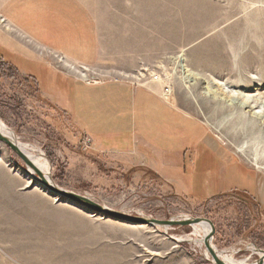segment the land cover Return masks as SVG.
<instances>
[{
	"label": "rangeland",
	"instance_id": "rangeland-1",
	"mask_svg": "<svg viewBox=\"0 0 264 264\" xmlns=\"http://www.w3.org/2000/svg\"><path fill=\"white\" fill-rule=\"evenodd\" d=\"M91 1L101 20L114 22L109 65L103 60L87 71L67 61L86 75L81 79L60 57L0 34L9 49L0 48V121L18 144L43 155L56 186L132 216L206 219L218 252L232 250L235 260L255 263L259 257L249 249L264 252V163L247 165L236 152L253 141L258 151L264 148V0ZM16 52L32 60L20 62ZM38 62L47 72L32 69ZM54 72L78 91L82 85H139L158 75L162 92L169 88L166 99L212 133V147L194 145L196 138L185 136L192 122L181 117L172 123L171 145L159 131L163 158L152 159L146 148L136 154L99 145L50 93ZM236 94L259 104L249 109L238 100L229 108ZM231 113L256 124L252 134L229 137L222 120ZM162 159L175 166L166 168ZM40 186L0 142V264H213L204 236L199 245L192 227L139 229Z\"/></svg>",
	"mask_w": 264,
	"mask_h": 264
},
{
	"label": "crops",
	"instance_id": "crops-1",
	"mask_svg": "<svg viewBox=\"0 0 264 264\" xmlns=\"http://www.w3.org/2000/svg\"><path fill=\"white\" fill-rule=\"evenodd\" d=\"M92 3L91 0H0V19L7 26H0L1 38L6 35L14 37L21 46H32L51 53L83 70L89 71L88 67H96L103 60L109 65L108 59L115 57L112 44L114 22L101 20ZM109 26L112 27L111 37L108 34ZM4 44L2 40L0 48L8 51ZM13 55L20 62L32 60L23 53ZM38 65V68L26 67L37 73L44 72L43 65L39 62ZM49 83L53 85L50 86V93H57L59 105L65 111L72 112L90 137L106 148L129 153L134 151L136 154L146 148L153 155L152 159L162 156L164 152L156 143L159 131L163 128L168 145H171L172 123L178 121L179 117L192 122L185 136L190 134L193 141L196 138L194 145L202 141L203 149L212 147V133L199 121L179 112L155 82L145 81L139 85L108 83L101 87L82 85L83 89L78 91L73 88L76 84L72 83L71 86L61 73H55V77L51 74ZM73 89L74 103L69 98ZM62 94L67 99L63 100ZM128 123L130 131L126 129ZM201 130L204 137L200 135ZM146 137L153 138L152 142H147ZM193 150L192 160L196 157V149ZM171 151L168 150L169 155ZM154 163L157 164L155 160ZM173 163V160H167L163 164L166 168H173ZM227 166L232 167L233 164Z\"/></svg>",
	"mask_w": 264,
	"mask_h": 264
},
{
	"label": "bare ground",
	"instance_id": "bare-ground-1",
	"mask_svg": "<svg viewBox=\"0 0 264 264\" xmlns=\"http://www.w3.org/2000/svg\"><path fill=\"white\" fill-rule=\"evenodd\" d=\"M2 24H5V22L3 20H0V25H2ZM5 27H7V26L5 25ZM60 63L64 67H66V70L70 71L71 73H73L75 75H78L79 78L81 77V79H84L86 77V75H82L81 73L77 72V70L74 67H71L69 64H67L63 60H60ZM233 97H235V100L237 101V103L233 102L235 100L232 98L233 99V100H231L232 104H230L228 106L229 108L233 107L234 105L238 106V100L241 101V103H240L241 107H247L249 109L250 108H252V109L256 108L258 106V104H259L258 103L259 100H255L254 101L249 96H245L244 98H240L237 95V96H233ZM224 109L225 108H222V109H220L218 111L222 113L223 111H225ZM234 110H232V111L234 112ZM236 110H237V108H236ZM238 112L239 111L237 110V113ZM237 113L228 114V116H226L228 119L224 118L222 120V123L224 124V126H227V128H228L227 129L228 130V136L229 137L240 139V138L244 137L245 135L252 134L251 131H253V129L255 127H257V126H256V124H252V122L251 123H247V125H246L245 124V119H244L245 117H243L242 115H239ZM258 114H260V113H258ZM261 115L264 116L263 113H261ZM229 116H231V117L229 118ZM218 124H220V123H218ZM224 128H225L224 130H226V127H224ZM0 133H1L2 136L8 138L10 141H12L15 144H17L20 147V149L28 156V158H30V160L32 161L34 166L50 180V177H49V170H50L49 164H48L47 160L45 158H43V155L39 151H37V154L34 155V154H32L30 152V150L28 149V146H24V145L18 144V142H17L16 138L14 137V135H12V133H10V130H8L6 128V126H4L1 121H0ZM255 144L256 143H254V141H253V143L250 142V145L247 146V144H246V147H244V149L241 148L240 151L237 150V152H236L237 155L243 160L244 163H246L247 165L251 164V166H254V167L259 165V164H263L264 163V148L262 147L261 150L258 151V148L255 147L256 146ZM28 174L30 176H32L33 178L35 177L33 172H32V170H30V169L28 170ZM35 180L37 182V179H35ZM144 227H149V226L137 225L136 228L140 229V228H144ZM191 227L194 229L193 233H192V236H194V238L196 239V242L199 245H202L203 244L202 237L204 236V239H205V237L210 232V227L206 223L194 224ZM201 227L203 228L204 232L201 229ZM155 228H157V229L162 228L165 231L168 229V228H163V227H155ZM172 240L174 242H178L179 241L178 238H174V237L172 238ZM190 240H193V239L190 238L189 241ZM249 250L251 251V253L256 254L259 257L258 260H262V263L264 264V252H259L256 248L255 249L254 248H250ZM214 251H215L216 256L218 257V259L224 264H246V261H244V260L243 261L235 260L234 252L232 250L226 251V252H218L214 248ZM205 255H206L207 259H210V256H209L207 251L205 252ZM257 261L255 263H253V264H257ZM212 263L214 264L213 260H212Z\"/></svg>",
	"mask_w": 264,
	"mask_h": 264
},
{
	"label": "water",
	"instance_id": "water-1",
	"mask_svg": "<svg viewBox=\"0 0 264 264\" xmlns=\"http://www.w3.org/2000/svg\"><path fill=\"white\" fill-rule=\"evenodd\" d=\"M0 142L3 143L6 147H8L18 159H20L26 168L32 170L34 174V178L37 179V182L47 191L54 194L55 196H59L66 201H70L73 204H78L81 207L87 208L92 212L98 215H104L109 218L120 220L124 223H127L132 226L137 225H146V226H154V227H163V228H173V227H191L194 224L206 223L210 227L209 234L204 239V246L208 253L210 254L214 264H224L222 263L216 253L214 251V245L212 243L214 236V227L210 221L206 219H182V220H167V221H159L152 218H147L143 216H132L123 212L114 211L108 209L87 196H83L80 194H76L74 192H70L64 190L55 184H53L42 172H40L32 163L30 158L20 149V147L14 142L10 141L8 138L4 137L0 133ZM257 264H263L262 260H258Z\"/></svg>",
	"mask_w": 264,
	"mask_h": 264
},
{
	"label": "built area",
	"instance_id": "built-area-1",
	"mask_svg": "<svg viewBox=\"0 0 264 264\" xmlns=\"http://www.w3.org/2000/svg\"><path fill=\"white\" fill-rule=\"evenodd\" d=\"M151 79H152L151 81L155 83L160 81V77L158 75L152 76ZM164 93L169 94V88H165Z\"/></svg>",
	"mask_w": 264,
	"mask_h": 264
}]
</instances>
